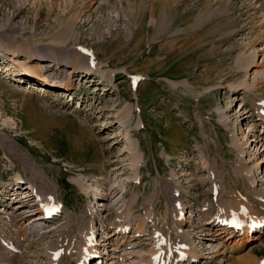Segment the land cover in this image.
Returning a JSON list of instances; mask_svg holds the SVG:
<instances>
[{"label":"rangeland","instance_id":"obj_1","mask_svg":"<svg viewBox=\"0 0 264 264\" xmlns=\"http://www.w3.org/2000/svg\"><path fill=\"white\" fill-rule=\"evenodd\" d=\"M262 3L0 0V191L11 187L9 182L17 176L22 178L21 191L31 179L36 178L39 187L50 183L56 204L72 221L69 235L84 238L70 241L76 251L67 250L70 264L82 259L84 264H238L239 260L242 264L247 258L251 262L247 264L261 263L264 227L260 234L249 233L256 240H246L239 229L216 240L194 234L217 214L222 202L238 204L246 198L248 203L242 205L251 210L249 216L264 219V199L259 198L264 196V132L259 133V124L264 123L254 116L244 118L246 110L256 115L261 107H255L264 102V82L253 79L264 72ZM12 46L41 56L52 50L49 60L59 53L72 60L82 58L80 71L90 67L95 80H77L73 91L59 95L35 85L31 74L7 75L5 67L15 64L7 61L2 47ZM14 61L32 69L45 63H27L25 57ZM248 61L254 66L244 69ZM241 83L254 88L240 89L238 94L233 88ZM236 139L245 151L242 156L231 149ZM240 161L251 169L250 182L235 176ZM210 172L226 187L218 196L221 201L205 194ZM169 183L183 192L172 196V186L167 193ZM12 200L4 201L9 206L3 205L7 212L0 219L7 222L3 217L13 213L22 218L20 226L31 225L26 231L32 236L26 242L24 233L20 242L13 238L24 249H6L10 254L0 250V264L56 261L57 255L48 259L44 251L56 245L59 234L51 231L40 237L56 228L57 218L45 225L42 220L33 222L37 218L32 214L24 217L30 204L18 210L20 203ZM211 201L212 210L204 205ZM176 202L185 205L184 221L201 208L210 209V214L181 224L173 207ZM123 206L124 216L113 217ZM146 216L150 218L145 221ZM116 220H132V225L129 222L124 233H115L109 226ZM0 226L9 236L10 229H16ZM87 231L98 242L92 254ZM180 233L184 238H178ZM181 243L187 244L183 251Z\"/></svg>","mask_w":264,"mask_h":264},{"label":"bare ground","instance_id":"obj_2","mask_svg":"<svg viewBox=\"0 0 264 264\" xmlns=\"http://www.w3.org/2000/svg\"><path fill=\"white\" fill-rule=\"evenodd\" d=\"M259 8L261 10H263L264 9V3H262V5ZM2 50H4L3 54L6 56L7 61L10 62L11 64H15V66H16V67L15 66H11L10 67L9 65H7L5 67V72L7 73V75H12L14 71H16L14 73L20 74V76H23L26 73L29 74V75L31 74L33 79H35V80H33L34 81L33 83L35 85H43L42 87H46L47 86L50 90H53L55 93H57L59 95H64L65 93L73 91L74 87H75L74 86L75 85V81H77V80H79V81L86 80V83H92L95 80L92 77L93 72H92L90 67H88V68L86 67L87 68L86 71L85 70L80 71V67L78 66V64H80L83 61L82 58H75L74 57V60H72L70 58H67V57H69V55L66 56V54H60L59 53V54H57L58 57H57V59H55L56 60L55 61L54 59H52V60L51 59L50 60L47 59V57L50 58L49 57L50 54H53L54 51H52V50L50 51V54H46L44 56H41L39 53H35L31 49H28V50L19 49L17 46H12L11 48L2 47ZM54 55H55V53H54ZM24 57L28 59L27 63L28 62H37V61L45 62V63L44 64L43 63H36V65L39 68L38 69H34V68L32 69V68H29L28 66L21 65L18 61L17 62L14 61V59L24 58ZM253 63H254V61L253 62L252 61H248L247 65H246V67H244V69L245 68L247 69L248 66H250ZM251 66H254V65H251ZM261 66L264 68V58H263V62H262ZM41 67H44V69H41ZM240 67L242 68V64L240 65ZM66 69H70V70L68 71ZM0 71H2V70H0ZM96 77H97V75L95 74V78ZM14 79H15V81L17 80L16 78H14ZM253 79H255L256 81H261V82L263 81L264 82V72L255 74V77ZM240 85H243V86H240ZM240 85H236L233 88L235 92L238 93L240 89L242 90V89H245V88L247 89L246 92H250V90L252 91V89L254 88V86L252 88L251 87L249 88V86L246 85L245 83H241ZM244 106L245 105L242 106L240 111L244 108ZM260 107H261V110H260ZM255 109L256 110H260V111L256 115H253L252 112H251V114H249L250 110H246V112H244L245 113L244 118L248 119V118L254 116V117H257V119H254V120H256V121L261 120V122L264 123V102H260L258 104V106L255 107ZM221 115H223V114H221ZM224 117H222L221 120H223ZM259 125L262 126L261 128H259L260 129L259 133L264 132V128H263L264 126L261 125V124H259ZM255 131H256V129H255ZM247 135L248 134H246L244 136L245 137V141H247V139H248ZM256 137H258V136H256ZM238 142H239L238 139H236V141L233 144L231 143V149H233L235 152H237V155H241L242 156V154L245 151H242V147L237 144ZM261 143H262V141H261ZM247 145H249V144H247ZM9 160H11V159H9ZM262 160H264V159H262ZM24 167H25V165H24ZM250 171H251V169H247L245 164L242 163V161L239 162V164L236 166V168L234 170L235 176L237 175V178H240L241 180L243 178L244 180H247L249 182L253 178ZM210 174H211V179L209 178V180L207 182V184L210 187L206 190L205 194L206 195L211 194V196H213V197L216 196L217 199H214V200L221 201L220 199H218V196L221 197L222 191H224L226 189V187H224V188L222 187V183L220 181H218V177L215 174H213L212 172H210ZM9 183H11V185H12L11 187L7 186V187H5V189L2 188V191H0V218H2V214H6V212H7V211L4 210L5 209L4 207H7L9 205H4V204L10 198L13 199L14 201H17V203H20L19 204L20 206L18 205V210H19V208L30 204L29 207H28V212H27L26 216H24V217H27L28 215L32 214L33 215L32 218H37L33 222L42 220V221H44V225H45L46 223L47 224L49 223V221H48L49 219H56L57 218V221H59V222L57 223L56 228L45 232V234H41L40 238L44 239V237L48 233L51 234V231H55L57 234H59V237L57 238L56 245L51 247V248H49V249H47V251H44L46 253V255L48 256L47 257L48 259L49 258H53V257H55L57 255V260L54 261V262L52 260H51V262L48 260L49 261L48 264H70L71 258H70V255L67 254V250L70 249V251H71L70 253L71 254H75V252H76V251H74L72 249L73 246L70 245V241H72V239H74V241L76 240L77 242H79L81 240L84 241V238H83V236L79 235L78 233L76 235H73V236L69 235V232L71 231V228H72V225H73L72 221L67 216L65 211L61 210L60 203L57 202L58 204H56V202H55L56 197H54L53 196L54 194H52V192L50 191V189H51L50 183H47L46 184L47 186H45V184L44 185L42 184V187H39L38 184H37L36 178L35 179H31L29 181L28 185L25 187V189L23 191H21L22 190V178L20 176H17L13 182H9ZM170 185L171 186L167 187L165 189V191L167 193L170 192L171 189H172V186H174L175 189L172 192V196L176 197L177 196L176 194L179 195V193L183 192V189L179 188L175 184H170ZM81 187H82V185H81ZM236 191L238 193L237 188H236ZM173 193L174 194L176 193V194L173 195ZM235 194H236V192H235ZM259 198H261V200H263L264 196L263 197H259ZM156 200H157V197H156ZM4 201H5V203H4ZM240 201L241 202H239L238 204L236 202H235L236 204H234L233 202H231V203L222 202L221 204H219L218 205L219 206V210H218L217 214L215 216H212L210 219H208L203 224H201V225L199 224L200 225L199 226V228H200L199 232H202L204 234L199 233L197 231L194 234V237L195 238H199L198 235L199 236L203 235L202 239H205V240H212V239L216 240L217 238L218 239H222V238H226L227 236L234 235V233L236 232L235 229H239V233L238 234L240 236L244 235L246 240L250 239L249 238V233L252 232V231L256 232V235L260 234L262 232L261 231L262 228L264 227V219H261L260 221H258V220H255L253 217H250L249 214H251V210L248 211V208H246L244 206L245 204L248 203L247 199L244 198V202H243L244 205H242L243 204L242 200H240ZM152 202H153V199H150L149 204L151 205ZM250 203H251V207L253 208V210H255V207H254L255 204L253 202H251V201H250ZM206 204L211 207V210H212L213 206L215 205L214 203H212V201L211 202H205L204 205H206ZM262 204H264V203H262ZM3 205H4V207H3ZM183 205L184 204H181V203H177V204L173 205V207L176 208L178 216L179 217L181 216L180 219H178L181 224L189 223V222H191L190 221L191 219H194V218L200 219L203 216H207L208 214H210V209L209 210L208 209L202 210V208H201V210H198V212H195L194 215H193V213H192V215L190 214V218L191 219H189V221H184V219L182 218V211L184 209ZM189 207H191V205ZM235 207L239 208L240 210H244V211H240V210H238ZM232 209H233V211H231ZM119 211H122V212H119ZM141 211H142V208L139 211H137V212H141ZM89 212L92 213L91 209H89ZM124 213H125V208L123 206V208L121 210H118L117 212L114 211L113 217H115V218L123 217ZM120 214H122L123 216H120ZM91 217H92V215H91ZM3 218L5 219V221L9 220V221H7L8 223L7 222H3L4 220L2 221V219H0V223L4 224L6 227L9 226V228H11V226L16 228V229H13V230L10 229V231H13V233H12L13 235L9 236L8 234L4 233L5 232L4 229H2V227L0 226V250H3L5 254H10L9 252L6 251V249H9V248H11V249H13V248L19 249L23 245V244H20V245L17 244L16 241L14 242L13 238L16 239V236H17V239L20 242V235H21V233H24L25 236H24V239H23L22 242L28 241L29 238L32 236L31 235L32 231L28 232L26 230L28 228L32 229V227L28 223H27L26 227H24V228L22 226L23 224L20 226V224L18 222L20 220H22V218H20V220H18L13 213L11 215H8V213H7V215H5V217H3ZM148 218H150V216L149 217L148 216L143 217L142 219L146 221V220H148ZM15 219H17L18 221H16ZM91 219H93V218H91ZM131 219H133V217H131ZM92 221L93 220L89 221V225H90V223ZM131 221L132 220H130L129 222L132 225ZM203 221L204 220H202L201 222H203ZM129 222H128V220L126 222L125 221H121V220H116L115 223H112V224H116V225L113 226L111 224L109 226V228L110 227L115 228L116 229V230H114L115 233H119V232L120 233H124L126 231V228L130 225V224H128ZM17 223L19 225H17ZM79 224L77 223V225H79ZM89 225H88V227H89ZM176 225H178V224H176ZM176 225H175V227H176ZM59 227H61V229ZM79 228H80V226L77 227V229H75V228L74 229L77 230V232H78ZM89 228H91V227H89ZM145 228H146V225L143 228V230ZM214 230H216V233L214 232ZM33 232H34V230H33ZM90 232H92V231H90ZM87 233H88V231L86 232V234ZM62 234H68V235L64 236ZM81 234H83V233H81ZM84 235H85V233H84ZM91 235H92V233H91ZM176 235H178V233H176ZM183 235H185V234H183ZM186 236H188V235H186ZM186 236H185V238H186ZM84 237H86V235ZM88 237H90V236L88 235ZM112 237L108 235L106 238H110L111 239ZM178 238L182 239L184 237L180 233ZM148 239H151V238H148ZM256 239H257L256 236H253L252 239H250V240H256ZM92 240H94V239H92V237H90V238H88L86 240L87 243L91 246V247H89V250H91L90 254H92V250H94L96 244H98V242L94 243ZM2 243L5 244V247H4L5 249L1 246ZM246 243H245V245H247ZM71 244H73V243H71ZM80 244H85V243L81 242ZM106 244H108V243L105 242L104 243V247H106ZM186 245L187 244H185V243H181L182 251H183V249H185L183 247H185ZM170 246H171V244H170ZM87 247H88V245H87ZM167 247H169V245ZM21 251H22V249H21ZM23 251H25V250H23ZM168 251H170V250H168ZM170 252H173V251H170ZM181 252H179V253H181ZM21 253H24V252H21ZM182 254H184V253H182ZM96 255H97L96 253L93 254L94 257H97ZM150 255H151V253H150ZM10 256L12 257L13 255H10ZM169 256H170V254H169ZM64 257L67 258V261H64V263H62V259ZM241 258H243V257H241ZM191 259L193 261L194 260H198V257L197 258L193 257ZM85 260L86 259H82L80 264H84ZM253 260H255V259H253ZM263 260H264V258L261 260V263H259V264H262ZM58 261H59V263H58ZM97 261H98V259H97ZM239 262H240V260H239ZM239 262H238V264H240ZM241 262H242V264H247V263L250 262V258L244 259ZM255 264H256V262H255Z\"/></svg>","mask_w":264,"mask_h":264}]
</instances>
